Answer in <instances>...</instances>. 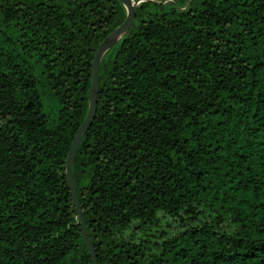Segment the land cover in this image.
Here are the masks:
<instances>
[{"label": "trees", "instance_id": "trees-1", "mask_svg": "<svg viewBox=\"0 0 264 264\" xmlns=\"http://www.w3.org/2000/svg\"><path fill=\"white\" fill-rule=\"evenodd\" d=\"M73 174L98 264H264V0H134ZM120 0H0V264H93L66 177Z\"/></svg>", "mask_w": 264, "mask_h": 264}, {"label": "water", "instance_id": "water-1", "mask_svg": "<svg viewBox=\"0 0 264 264\" xmlns=\"http://www.w3.org/2000/svg\"><path fill=\"white\" fill-rule=\"evenodd\" d=\"M123 5L125 6L127 10V15L124 20V22L117 27L111 34H109L103 42L98 47L93 63H92V84L89 94V107L88 112L86 115L85 120L77 130L68 157L66 161V177L68 181L69 188L72 192L73 196V202L78 210L80 221H81V228H82V236L87 243L92 259L93 264H98L97 260V253L94 244L92 243V240L88 234L87 230V222L84 217L80 200H79V193L77 190V185L75 181V177L73 174V163L74 159L77 153V150L79 148V145L82 141V138L84 137L85 133L90 128L97 112V106H98V95L100 90V63L103 58V56L108 52L134 25L135 18H136V4L133 2V0H120ZM137 3V2H136Z\"/></svg>", "mask_w": 264, "mask_h": 264}, {"label": "rangeland", "instance_id": "rangeland-1", "mask_svg": "<svg viewBox=\"0 0 264 264\" xmlns=\"http://www.w3.org/2000/svg\"><path fill=\"white\" fill-rule=\"evenodd\" d=\"M133 2H135L134 0H133ZM135 4L137 5V3L135 2Z\"/></svg>", "mask_w": 264, "mask_h": 264}]
</instances>
